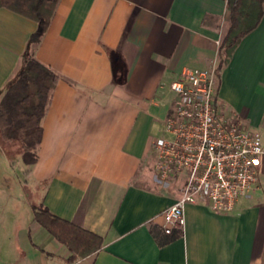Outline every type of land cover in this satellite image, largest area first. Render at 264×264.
I'll use <instances>...</instances> for the list:
<instances>
[{
	"label": "crops",
	"instance_id": "crops-1",
	"mask_svg": "<svg viewBox=\"0 0 264 264\" xmlns=\"http://www.w3.org/2000/svg\"><path fill=\"white\" fill-rule=\"evenodd\" d=\"M37 28L0 7V99ZM228 29L227 0L59 1L30 51L60 79L38 160L23 163L16 187L0 144V264H69L70 251L34 219L41 204L103 239L73 264H264V155L259 188L234 211L189 204L175 240L159 245L151 232L166 238L162 213L181 194L154 170L153 143L176 97L171 83L185 69L218 67ZM218 96L264 142V14L221 69ZM7 187L16 199L5 197Z\"/></svg>",
	"mask_w": 264,
	"mask_h": 264
},
{
	"label": "built area",
	"instance_id": "built-area-1",
	"mask_svg": "<svg viewBox=\"0 0 264 264\" xmlns=\"http://www.w3.org/2000/svg\"><path fill=\"white\" fill-rule=\"evenodd\" d=\"M220 72L185 69L171 83L175 100L154 140V170L161 181L181 185L175 203L162 213L163 230L183 231L189 204L206 203L230 213L260 186L263 135L228 115L218 96Z\"/></svg>",
	"mask_w": 264,
	"mask_h": 264
},
{
	"label": "trees",
	"instance_id": "trees-1",
	"mask_svg": "<svg viewBox=\"0 0 264 264\" xmlns=\"http://www.w3.org/2000/svg\"><path fill=\"white\" fill-rule=\"evenodd\" d=\"M60 0H0V7L33 19L38 28L31 35L29 48L14 81L0 99V144L9 160L20 157L25 165L35 164L43 137V119L51 94L60 76L35 58L30 45L38 44L46 33ZM229 29L220 45L217 71L230 60L234 50L249 33L255 30L264 14V0H227ZM34 219L71 253L67 262L73 264L101 250L103 239L67 220L52 214L45 206H33ZM159 245L167 244L182 232L173 231L165 239L160 231L151 228Z\"/></svg>",
	"mask_w": 264,
	"mask_h": 264
},
{
	"label": "rangeland",
	"instance_id": "rangeland-1",
	"mask_svg": "<svg viewBox=\"0 0 264 264\" xmlns=\"http://www.w3.org/2000/svg\"><path fill=\"white\" fill-rule=\"evenodd\" d=\"M19 160H20V157H15L13 160H10L11 164L9 162H6V164H5V169L4 170L7 171V173L10 174V176H9L10 178H8V181L11 182L10 185H9L11 187H16L17 186L16 182L18 181V177L16 175V172L19 174V176L22 175V170H23L24 164L22 162V164L16 165V163ZM10 196L12 197V199H16L17 198L16 193H13V190H10L7 187L5 197H7V199H8V197H10ZM4 213H5V215H4L5 218L10 217L8 210H5Z\"/></svg>",
	"mask_w": 264,
	"mask_h": 264
}]
</instances>
